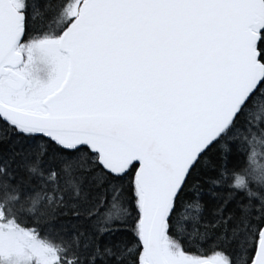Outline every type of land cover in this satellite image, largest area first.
<instances>
[{
    "label": "snow or ice",
    "instance_id": "1",
    "mask_svg": "<svg viewBox=\"0 0 264 264\" xmlns=\"http://www.w3.org/2000/svg\"><path fill=\"white\" fill-rule=\"evenodd\" d=\"M0 264H264V0H0Z\"/></svg>",
    "mask_w": 264,
    "mask_h": 264
}]
</instances>
